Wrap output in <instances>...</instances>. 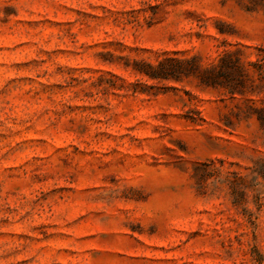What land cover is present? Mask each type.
Returning <instances> with one entry per match:
<instances>
[{
	"label": "rangeland",
	"instance_id": "rangeland-1",
	"mask_svg": "<svg viewBox=\"0 0 264 264\" xmlns=\"http://www.w3.org/2000/svg\"><path fill=\"white\" fill-rule=\"evenodd\" d=\"M0 264H264V8L0 0Z\"/></svg>",
	"mask_w": 264,
	"mask_h": 264
},
{
	"label": "trees",
	"instance_id": "trees-1",
	"mask_svg": "<svg viewBox=\"0 0 264 264\" xmlns=\"http://www.w3.org/2000/svg\"><path fill=\"white\" fill-rule=\"evenodd\" d=\"M235 5L244 9L264 8V0H231ZM221 4H225L227 0H219ZM224 61V55L218 58V62L209 66H203L197 62L195 56L191 57H176L164 56L157 60L156 63H144L139 72L144 73L151 79L158 80H180L182 77L195 76L201 83L214 84L215 77L211 74L216 67H221Z\"/></svg>",
	"mask_w": 264,
	"mask_h": 264
}]
</instances>
